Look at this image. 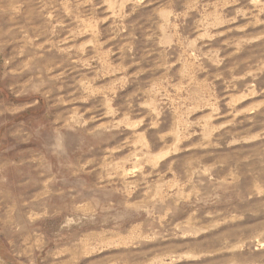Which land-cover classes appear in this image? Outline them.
I'll use <instances>...</instances> for the list:
<instances>
[{
    "label": "rangeland",
    "instance_id": "obj_1",
    "mask_svg": "<svg viewBox=\"0 0 264 264\" xmlns=\"http://www.w3.org/2000/svg\"><path fill=\"white\" fill-rule=\"evenodd\" d=\"M0 264H264V0H0Z\"/></svg>",
    "mask_w": 264,
    "mask_h": 264
}]
</instances>
